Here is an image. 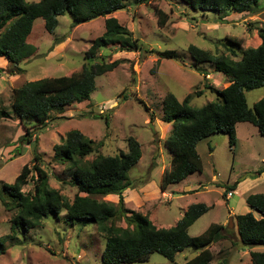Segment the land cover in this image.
I'll list each match as a JSON object with an SVG mask.
<instances>
[{
  "label": "rangeland",
  "instance_id": "obj_1",
  "mask_svg": "<svg viewBox=\"0 0 264 264\" xmlns=\"http://www.w3.org/2000/svg\"><path fill=\"white\" fill-rule=\"evenodd\" d=\"M110 17L138 40L140 51L110 46L99 49L96 58L89 61L85 59L86 52L93 40L103 34L106 18L73 26L71 17L65 14L57 18L52 34L45 30L42 19L34 21L27 43L35 52L19 65L20 71L0 56V237H6L0 243V264H102L105 238L91 221H68L64 211L58 217L48 215L34 229L18 228L15 233L10 230L16 209L2 187L13 184L23 166H32L35 152L49 175V187L72 202L76 194L72 171L54 161L53 154V147L61 144L72 130L94 143L95 149L85 158L86 162L98 156L125 154L128 139L139 144L141 158L128 173L134 188L122 193L128 216L139 214L156 228L167 229L182 218L190 205L211 206L188 229V235L198 237L211 224L224 225L231 233H224L221 241L209 247L213 255L210 264H249V253L264 252V247L249 249L240 244L232 211L234 215L252 213L259 218L245 200L249 195H264V180L254 188L244 181L264 174V137L251 124L242 123L244 126L235 128L237 144L233 153L225 134L201 140L196 151L202 172L189 175L162 192L161 177L170 170L172 160L164 146L171 125L162 121V101L167 95L179 102L189 96L193 108L214 102L216 95L209 88L222 90L230 78L214 72L211 64L194 61L187 48L192 45L211 55L230 56L228 48L238 55L240 52L225 39L238 42L241 50L258 47V30L264 29V0H259L251 13L229 14L223 19L212 13L191 12L181 0H153L147 5L128 1L124 9ZM163 51H174L175 57L161 58L158 53ZM116 60H121L116 68L95 78V91L88 101L52 112L47 123L35 130L30 144L21 140L27 135L10 110L15 89L26 82L77 75L82 68ZM262 98L264 88L245 93L249 107ZM233 185L234 189L229 190ZM239 186L240 193L236 194ZM22 192H32L30 180ZM97 198L114 205L119 201L113 195ZM114 224L126 227L122 218ZM196 253L193 249L184 250L173 262L154 253L148 261L133 264H184Z\"/></svg>",
  "mask_w": 264,
  "mask_h": 264
},
{
  "label": "trees",
  "instance_id": "obj_2",
  "mask_svg": "<svg viewBox=\"0 0 264 264\" xmlns=\"http://www.w3.org/2000/svg\"><path fill=\"white\" fill-rule=\"evenodd\" d=\"M128 1L147 5L153 0H0V56L20 71L19 65L35 52V48L27 43L34 21L42 19L45 30L52 34L58 23L57 18L65 14L71 17L73 26L106 18L103 34L93 40L86 52L85 59L89 61L96 58L99 49L110 46H117L123 51H140L138 40L115 18L110 17L124 9ZM181 1L191 12L212 13L223 19L229 14L253 12L259 0ZM158 24L162 26L164 18ZM258 36L260 45L245 50H241L235 40L225 39L228 45L239 50V55L230 48V56L211 55L192 45L187 48V53L194 61L213 65L214 72L229 77L230 83L222 90L209 88L215 93L216 99L200 108L190 106L189 96L181 102L172 95L164 97L162 121L171 125L164 146L172 160L170 170L161 177L162 192L189 175L202 172V161L196 151V145L201 140L225 134L233 153L237 144L235 126L238 123L251 124L264 137V98L252 107L247 105L245 99L246 92L264 88V29L258 30ZM158 54L164 59L175 57L174 51ZM236 56H239L238 60H235ZM120 63L121 60L95 64L87 70L82 68L77 75L30 81L15 89L10 110L27 135L21 140L30 144L35 130L47 123L52 112H60L65 107L88 101L95 91V78L111 72ZM7 116L2 113V117ZM127 147L125 154L98 156L86 162L85 158L95 149L94 143L77 130L69 131L63 142L53 147V154L54 161L66 165L72 171L71 181L76 188L72 202L49 187V175L42 167L41 156L35 152L32 166H23L13 184L2 187L16 209L10 221L11 232L15 233L18 228L25 231L34 229L42 224L43 218L50 214L58 217L64 211L68 221H91L105 238L102 264L144 263L154 253L173 262L177 254L187 249L197 253L184 264H210L213 255L209 247L221 241L224 233L231 231L226 226L211 224L202 235L190 237L188 229L211 206L201 203L190 205L182 218L167 229L156 228L145 216L127 215L128 212L123 208L122 193L134 188L128 173L141 158L140 146L134 139H128ZM29 180L32 182V192L23 193L22 188ZM233 189L234 185L229 190ZM109 195L119 198L117 205L97 198ZM245 202L259 218H255L252 213L234 216L239 242L249 249L264 247V195H249ZM5 207H8L6 203ZM118 218L125 221V228L115 226L114 222ZM5 238L0 237V243H4ZM249 256V264H264V252L253 251Z\"/></svg>",
  "mask_w": 264,
  "mask_h": 264
},
{
  "label": "crops",
  "instance_id": "obj_3",
  "mask_svg": "<svg viewBox=\"0 0 264 264\" xmlns=\"http://www.w3.org/2000/svg\"><path fill=\"white\" fill-rule=\"evenodd\" d=\"M245 124H247V123H245ZM244 126L242 123H238V124H236V126H235V128H237V126ZM258 132V131H257ZM262 180H264V174H261L260 176H258V178H256L255 180H246V181H244L245 182V185H249V186H252V188H254V186H256L257 184H260V182L262 181ZM240 186L238 187V192L237 191H235V193L237 194H239L240 193ZM197 191V190H196ZM232 193H233V191H232ZM228 200V199H227ZM248 206V205H247ZM245 211V210H244ZM247 214V213H246ZM256 215H258L257 213H255ZM232 216L234 217V216H237V215H234L233 214V211H232ZM259 216V215H258ZM224 226V225H223Z\"/></svg>",
  "mask_w": 264,
  "mask_h": 264
},
{
  "label": "built area",
  "instance_id": "obj_4",
  "mask_svg": "<svg viewBox=\"0 0 264 264\" xmlns=\"http://www.w3.org/2000/svg\"><path fill=\"white\" fill-rule=\"evenodd\" d=\"M231 193V192H230ZM230 193H228V197L227 198H229L230 197Z\"/></svg>",
  "mask_w": 264,
  "mask_h": 264
},
{
  "label": "water",
  "instance_id": "obj_5",
  "mask_svg": "<svg viewBox=\"0 0 264 264\" xmlns=\"http://www.w3.org/2000/svg\"><path fill=\"white\" fill-rule=\"evenodd\" d=\"M151 129H152V126H151Z\"/></svg>",
  "mask_w": 264,
  "mask_h": 264
}]
</instances>
